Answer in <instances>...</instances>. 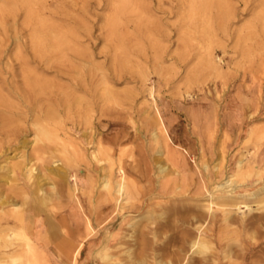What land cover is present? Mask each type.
Wrapping results in <instances>:
<instances>
[{"label":"rangeland","instance_id":"1","mask_svg":"<svg viewBox=\"0 0 264 264\" xmlns=\"http://www.w3.org/2000/svg\"><path fill=\"white\" fill-rule=\"evenodd\" d=\"M99 1L92 0L84 18L77 17L81 33L74 48L82 57L73 59L76 66L66 62L58 76L53 68L44 75L49 79L45 126L37 114L14 120L22 128L15 137L12 124L0 125V264L21 252L23 233L33 242L37 263L42 257L49 264L54 241L72 251L69 244L89 234V219L97 239L113 236L106 253L123 264H130L124 255L129 248L137 264L169 262L180 254L184 259L187 250L182 253L181 241H170L172 236L186 227L193 232L190 240L199 234L186 222L205 209V195L214 185L239 174V160L250 177L234 191L244 194L264 185V0L247 5L222 0L230 14L221 11L227 9L218 5L221 0H109L107 8ZM115 7L122 37L113 39L106 19ZM15 51L12 45L7 57ZM158 161L167 167L160 179ZM55 164L65 175L52 171ZM120 168L126 195L117 203ZM237 202L240 209L229 205L206 215L202 234L212 244L206 264H264V192ZM113 218V226H96ZM33 230L52 241L37 242ZM162 243L171 250L155 258L150 247Z\"/></svg>","mask_w":264,"mask_h":264},{"label":"bare ground","instance_id":"2","mask_svg":"<svg viewBox=\"0 0 264 264\" xmlns=\"http://www.w3.org/2000/svg\"><path fill=\"white\" fill-rule=\"evenodd\" d=\"M102 1H103V7L105 5L106 6L105 8H107L109 0H102ZM102 1H99L98 5H100V2H102ZM157 1L159 2V4L164 3V1H162V0H157ZM227 1H229V0H227ZM104 2H106V4ZM237 2L240 5H247L249 0H237ZM217 3H218V5L225 6L227 8V9L221 8V11L225 12L226 14H228V13L230 14L229 6H226L222 2V0H221V2L217 1ZM92 4H94V2H92V0H0V125H1V127H4L5 123L12 124L10 126L11 136L15 137L21 131L22 128L20 126L15 125V124L13 125V122H14V120L20 119L22 117V115L37 114V117L41 121L42 126H45V123L47 120L45 108H46V103L48 102V96H49V82H48L49 79L47 81L44 75L49 74L51 72V71H49V69L53 68L56 70V76H58L59 73L66 70V68H65L66 62H71L72 66L73 65L76 66V64L73 63V59H80V57H82V53L74 48V46L79 43L78 42L79 39H78L77 34L81 33L76 27V24L78 23L77 17L80 16V17L84 18V15H82V14H84V12L86 13L88 11L87 8L89 6H92ZM206 4H208V3H206ZM52 5H54V8L51 9ZM119 13H120V10L117 7H115V8H113L112 15L106 19V22H107L106 26L110 30L108 35L110 38H113V39L118 38V37H122V35L117 33L118 32L117 28L119 26V21H118V14ZM21 18H22V20H21V22H19V20ZM57 21H62V22L67 21V23L73 24V27H69V26L63 25L61 23H56ZM83 32H84L83 36L84 35L88 36V30L83 28ZM12 45H13V48L16 49V51L13 54L9 55V57H7L9 51H11ZM4 60H6V62H4ZM208 68H211V66H209ZM76 76H78V74ZM10 97L18 99L20 101V105L10 102L8 99ZM78 99H80V98H78ZM79 110H80V108H79ZM4 114H7V115L9 114V116H11V118H8L9 117L8 116L7 119H5V118L2 119L3 117H5V116H3ZM50 114H52V113H50ZM55 123H57V122H55ZM164 125L162 123L161 126L164 128ZM38 127H35V128H38ZM169 127H170V125H169ZM7 130H9V129H7ZM28 131H31V129ZM44 131H45V129H44ZM41 133H43V132H41ZM250 134H251V132H250ZM36 135H38V134L36 133ZM152 135H153V138H157L155 133ZM39 136H37L38 139L40 138ZM8 137L10 138V136H8ZM44 138H45V136H44ZM11 139H13V138H11ZM40 140H41V138H40ZM42 140H43V137H42ZM37 141H39V140H36V142ZM34 145H35V143H34ZM253 159H254V157H253ZM247 161H249V160H247ZM174 162H175V165L178 164V162H176V160H174ZM15 164L17 165L18 162H15ZM164 164H161L160 161H158V163H157L158 178L159 179L162 178L164 173L166 172L167 167ZM178 167H179V165H178ZM204 167L207 170V165H204ZM236 168H237V171L239 174L228 175L223 179L222 182L220 181L221 183H219V184L216 183L217 185L216 186L214 185V187L212 188L214 191L207 192V194L205 195V196H207V200H208L207 203L202 206L205 209L201 210L200 213H198L196 216H194V220H195L194 222L191 219H190L191 223L186 222L187 225L193 226V228L196 229V231H198L199 234L196 235L192 240H190L193 232L188 227L184 226V228L185 227L186 228L185 229L183 228L184 231H183V233L181 232L182 234H179L180 236H178V237L172 236V239L170 241H174V242L181 241V250L180 251H182V253H183L184 250H187L186 253H188V255H186L185 257L183 256L184 259H182V258H180L182 256V254H180V257L178 256L179 258L173 259L169 262H165L163 259L157 260L155 262V264H197V263L198 264H206L205 255L212 250V244L205 238L206 236H203V234H202L203 232L204 233L206 232V231H204L206 229V227L203 226L206 215L209 214L210 216H212L215 209H221L220 207L229 206V205L235 206V208L240 209L241 203L237 202L238 198H246V199L256 198L259 194L264 192V185H263V186H260L256 191L246 192L244 194H237L234 190L237 188L238 185H240V184L243 185L245 183L244 180L246 178L250 177V173L247 172V168H246L245 163L242 159L238 161ZM52 171H55L58 174L59 173L64 174L63 171L58 167V164L54 165V168H52ZM31 172H32V170H30L28 168L26 169V173H31ZM119 172L121 173V176H120L119 180L115 182V185H114V193H115V197H116L115 199H116L117 203H121L123 201L125 195H126L125 176L123 175L124 173H123V170L121 168L119 169ZM236 175H240L241 181H235ZM181 178L183 180L184 177L182 176ZM255 178H257V177H255ZM175 179H177L176 176H175ZM25 186H27V185H25ZM103 187L107 188V189L110 187V182L108 179L107 180L104 179ZM172 188H174V190L179 189V187L176 183H173ZM214 192L219 193V195L214 196L215 195ZM46 194H47V192H46ZM42 195L43 194H41V196ZM23 196L24 195H22V197ZM49 196H51V195H49ZM11 200H10V202L12 203ZM2 202H0V203H2ZM5 203H7V202H5ZM5 203H4V205H6ZM243 206L249 208V205H247V204H244ZM5 210L8 211V209H5ZM16 210H17V208H16ZM18 210H17V212H18ZM170 210L176 211V209H170ZM224 210H226V209H224ZM3 212H4V210H3ZM9 212H11V211H9ZM223 212H226V211H223ZM11 214H12V212H11ZM226 214L227 213H224V216ZM16 215H17L16 217H18V214H16ZM209 215H208V217H209ZM19 216H20V214H19ZM45 217L47 218V216H45ZM178 217H179V215H178ZM227 218L228 217H225V220H227ZM113 219H115V218H113ZM228 221H230V220H228ZM237 222H236V224H237ZM18 223H20V222L18 221ZM176 224H177V222H176ZM44 225H46V224H44ZM148 225H150V224L148 223ZM129 226H131L130 223H129ZM31 227H32V223L27 221V223L25 224V228L28 232L30 231V233H31ZM54 227H55V225H53L52 228H54ZM19 228H21V227H19ZM87 229L89 231L88 233L91 234L93 229L91 230L89 221L87 222ZM1 230H2V228H1ZM173 230H175V229H173ZM253 230H254V228H253ZM72 232H73V230H72ZM249 234H250V232H249ZM153 235L156 237V235L154 233H153ZM158 236H159V234H158ZM168 236H169V234H168ZM46 237L42 236L41 238L44 239ZM91 237H93V236H91ZM22 238L24 239L23 248H22V250L18 249V250H21V252L18 255H13L14 254L13 253V254L8 256L9 264H38L37 260L35 259V256H34L35 255V250H34L35 248L33 246L32 240L25 233L22 234ZM9 239L10 238H8V240ZM2 240H3V238H2ZM90 241H92V240H90ZM4 242H5V240H4ZM18 243H19V241H18ZM139 243L140 242H138V244ZM82 245H83V242H81L78 245L77 250L74 254V256H75L74 260H76V256L79 253ZM10 247H14V246L10 245ZM118 247H117V249H118ZM145 248H147V247H144V249ZM150 248L152 250L153 249L155 250V253H154L155 258H157L158 256L162 257L163 254L164 255L169 254L168 252L171 250V248L169 251L167 250L168 247L166 246L165 243H162L155 248H152V247H150ZM108 249H109V246L106 245L103 248H101L100 252H99L102 255L104 264H123L120 260H118L116 258H112L109 254H107L106 252L108 251ZM12 250H15V249H12ZM140 250H141V248H140ZM228 251H229V249H228ZM124 253H125L124 255L126 256V260H128L130 262V264H132V263L137 264V263H135V260H133L132 250L130 248L125 250ZM173 253H174V251H173ZM120 254H121V252H120ZM193 254H202L204 256V258L203 259L198 258L199 260H196L192 257ZM212 254H214V253H212ZM226 254H227V252H226ZM228 256H231V255H228ZM148 257H150V256H148ZM140 258H141V256H140ZM200 258H202V256ZM207 259L210 260V258H207ZM208 262L210 263V261H208ZM6 263H8V262H6ZM39 263L45 264L44 258L41 257V260H39ZM142 263L147 264L146 261H144ZM74 264H75V261H74ZM228 264H233V262L231 260H229Z\"/></svg>","mask_w":264,"mask_h":264},{"label":"crops","instance_id":"3","mask_svg":"<svg viewBox=\"0 0 264 264\" xmlns=\"http://www.w3.org/2000/svg\"><path fill=\"white\" fill-rule=\"evenodd\" d=\"M88 221L90 223V227L93 226V222H94L93 219L87 220L86 221V226H87V222ZM108 221H112V222H108ZM108 221L105 222V223L96 224V226H98V227H101V226H104V225H107V226H110L111 225V226H113L114 223H115L114 222V219H109ZM92 233L93 232H91V234H89L86 237H84L81 241L73 240L69 244V249L72 250V251H69V252L68 251H64V249L62 248L61 244H59L60 243V240H55L54 242H55V244L56 243L57 244H56V247H54L53 249H56V252H55V255L52 257V259H50L48 261V263L49 264H74V261H75V264H78V263L79 264H104L102 255L99 252H100V249L103 248L106 245H108L109 248H110V241H111V239H112L113 236H109L108 240H100V239L97 240V238ZM32 235L35 238V240L37 242H40L41 244L45 243L46 241H49L50 242V240H51V239L50 240H47L48 239L46 237L47 235L42 234L41 231L34 232V230H33L32 231ZM90 235L93 236V237H91ZM42 236L43 237L45 236L46 238L43 239V238H41ZM90 240H92V241H90ZM81 242H83V245L80 248V251H79V253L76 256V260H74V258H75L74 254H75V252L77 250L78 245Z\"/></svg>","mask_w":264,"mask_h":264}]
</instances>
